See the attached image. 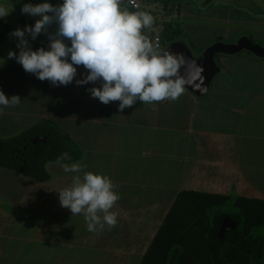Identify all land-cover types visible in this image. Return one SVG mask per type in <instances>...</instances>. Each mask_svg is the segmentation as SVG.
Segmentation results:
<instances>
[{
	"label": "crops",
	"instance_id": "1",
	"mask_svg": "<svg viewBox=\"0 0 264 264\" xmlns=\"http://www.w3.org/2000/svg\"><path fill=\"white\" fill-rule=\"evenodd\" d=\"M172 1L162 22L177 18L185 24L202 16L190 17L180 0ZM206 1V8L214 5L217 12L250 14L232 17L229 27L245 25L264 35V0ZM208 18L226 20L219 14ZM162 22H155L156 31L144 32L159 33ZM186 37L179 40L186 43ZM224 59L205 95L186 89L177 101H137L123 112L118 101L104 104L90 95L88 89L99 81L75 83L88 71L83 65L76 66L73 82L61 85L68 91L60 94L75 93L76 103H55L57 89L47 80L41 103L27 102L15 120L29 126L48 118L68 132L83 151L74 162L109 175L118 186L121 199L113 209L118 224L89 232L82 215L72 216L60 205L57 190L72 182L60 162L46 164L47 181L0 168L5 169L0 170V264H139L180 192L264 199V58L241 51Z\"/></svg>",
	"mask_w": 264,
	"mask_h": 264
},
{
	"label": "clouds",
	"instance_id": "2",
	"mask_svg": "<svg viewBox=\"0 0 264 264\" xmlns=\"http://www.w3.org/2000/svg\"><path fill=\"white\" fill-rule=\"evenodd\" d=\"M131 3L136 11L123 7V0L23 3L22 13L39 18L32 25L11 31L10 35L17 38L19 53L9 50L7 56L15 58L26 72L54 86L73 82L76 66L83 65L88 71L75 83L99 81L100 86L88 89L90 95L104 104L118 101L120 112L137 101L149 105L177 101L188 87L205 92L203 66L182 53L163 49L158 36L150 38L143 30H154L155 17L151 11L142 10L139 0ZM12 7L0 3V19ZM53 24L55 31L49 32ZM41 33L48 35V46L33 49L29 37L35 40ZM3 64L0 58V66ZM21 100L19 95L9 97L0 89V115ZM57 160L65 173L72 174L70 186L57 190L60 205L72 216L82 215L89 232L114 228L118 213L113 209L121 196L111 177L85 170L87 166L80 162H64L72 160L67 151Z\"/></svg>",
	"mask_w": 264,
	"mask_h": 264
},
{
	"label": "trees",
	"instance_id": "3",
	"mask_svg": "<svg viewBox=\"0 0 264 264\" xmlns=\"http://www.w3.org/2000/svg\"><path fill=\"white\" fill-rule=\"evenodd\" d=\"M162 1L166 8L172 2ZM12 30L0 19V53ZM158 34L163 49L184 36L181 27L170 21L162 22ZM36 136L45 137V141L33 142ZM65 151L72 157L66 163L77 161L83 153L66 130L42 118L18 134L0 137V168L47 181L50 174L46 164L58 162L57 157ZM226 217L236 226L220 235ZM139 264H264V199L180 192Z\"/></svg>",
	"mask_w": 264,
	"mask_h": 264
},
{
	"label": "rangeland",
	"instance_id": "4",
	"mask_svg": "<svg viewBox=\"0 0 264 264\" xmlns=\"http://www.w3.org/2000/svg\"><path fill=\"white\" fill-rule=\"evenodd\" d=\"M26 2H31L35 4V3L41 2V0H0V3H3L5 6L9 8H11L13 5L10 13L5 18H3V20L8 22L13 27V29L17 27L23 28L26 24L32 25L35 23V20L39 18V16L34 17V16H30L28 14H24L21 12L20 10L21 5ZM49 2L53 4H58L61 2V0H49ZM172 2H170L169 4L170 7L172 6ZM180 2H181L180 3L181 7L184 8L185 10H188V12L190 13V17L193 13L194 14L196 13L197 15L201 14L203 16V17L202 16L199 17L198 19L191 17L190 19L192 20L189 19V21L185 22V24H181L182 21L178 20L177 18L172 19V23L178 24L182 28L185 35H187L186 45L194 56L199 55L198 53L199 47H201L203 44H206L209 41H213L211 43L209 42L210 44H213L214 42H217V41L222 42V43H229L230 41L235 39L234 37H236L239 34L240 35L244 34L246 36L251 35V37L256 41V43L258 44L259 43L261 44V42L264 43V35H261L257 31L252 32V30L250 31L249 28L246 29L245 25H242L238 29L237 27L235 28H233L232 26L229 27V24H235L229 21V19H232V17L248 18L247 15H250V14H246V13L239 14L238 12H233V11H229L228 13L226 11L225 13H222L220 12V10L219 12H217L214 5L206 8L207 7L206 0H180ZM144 3H147L144 10L149 11L148 9L150 8L151 13L155 17L156 23H161L162 20L167 19L166 18L167 8L164 6V3L162 0H145ZM213 13L214 15L219 14L223 16L224 18H226V20L223 22L221 21L214 22V20L208 18V17L214 16ZM255 13L257 12L255 11ZM198 20H202V22L208 21L209 24H217V25H211L210 27H205L204 25L201 26V24H205V23H202ZM158 25H159L158 27H160V24ZM55 28L56 26L55 24H53L49 26L48 31L54 32ZM154 30L156 31L157 29H154ZM29 42H30V46L33 49H36L37 47L47 48L48 35L46 33H41L37 36L35 40H32L29 37ZM16 44H17V38L13 36L5 39L3 43L1 44V58H3L4 64L0 66V89H2L4 93L9 97H11V95L13 94H17L22 99L19 105L13 106V107H6L4 109L5 112L3 113H5L4 116L6 118L0 116V137L1 138H6V137L13 136L15 134H18L23 129L30 126V125L24 126L25 124H21L19 123L18 120H15V119L18 118L17 116L21 113V110L24 109L25 107L24 105H26L27 102H30V103L33 102L32 105L34 106H35V103H41V98L43 96L42 94L44 93V89L42 87L49 85L47 80H40L33 73H28L22 69L21 70L16 69L17 67L15 65L19 64V62H17L15 58H9L7 56V53L9 50H13L17 54L19 53V49L16 47ZM225 56L226 55H221V54L216 56V61L219 65H224L226 61V59H224ZM50 87H51V90L57 89L58 94L55 95V98L53 99L55 103H57L58 101L60 103L61 102H70V103L75 102L74 101L76 99L75 93L62 96V94H60L61 92L68 91L65 87L63 91L61 88L63 86L61 85L58 87L52 85ZM47 90L48 88L46 89V91ZM12 115L15 117L14 119L10 118V116ZM4 121L5 123H3ZM20 125H23V126H20ZM0 170H5V169H0Z\"/></svg>",
	"mask_w": 264,
	"mask_h": 264
},
{
	"label": "water",
	"instance_id": "5",
	"mask_svg": "<svg viewBox=\"0 0 264 264\" xmlns=\"http://www.w3.org/2000/svg\"><path fill=\"white\" fill-rule=\"evenodd\" d=\"M132 11H136V9ZM164 49L175 53H182L190 60H195L198 64L203 66V75L205 76L204 84L207 90L205 92H201L191 87L186 88L198 96H203L207 93L214 76L219 71V66L216 62V56L218 54L233 55L241 51H248L257 57L264 58V45H260L252 41L247 36H242L232 43H222L219 41L214 42L213 44H210L204 48L203 51L197 56L192 54L186 43L182 40L171 42L167 44ZM32 141H45V137L36 136L32 139ZM235 226L236 222L226 217L221 224L220 235L230 229H233Z\"/></svg>",
	"mask_w": 264,
	"mask_h": 264
},
{
	"label": "built area",
	"instance_id": "6",
	"mask_svg": "<svg viewBox=\"0 0 264 264\" xmlns=\"http://www.w3.org/2000/svg\"><path fill=\"white\" fill-rule=\"evenodd\" d=\"M124 1H125V3H126L128 6L134 8V7L132 6L131 0H124ZM139 2H140V4H142V0H139ZM134 9H135V8H134ZM143 31H144V30H143ZM157 36L159 37L161 47L163 48L162 41H161V38H160V36H159L158 33H155V34H152V35L150 34L149 37L152 38V39H155Z\"/></svg>",
	"mask_w": 264,
	"mask_h": 264
},
{
	"label": "flooded vegetation",
	"instance_id": "7",
	"mask_svg": "<svg viewBox=\"0 0 264 264\" xmlns=\"http://www.w3.org/2000/svg\"><path fill=\"white\" fill-rule=\"evenodd\" d=\"M143 1H145V0H143ZM149 2H150V1H149ZM149 2H148V3H149ZM143 3H144V2H143ZM123 4H124V7H127L130 11L134 10V8L128 6V5L125 3L124 0H123Z\"/></svg>",
	"mask_w": 264,
	"mask_h": 264
}]
</instances>
